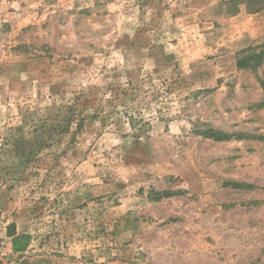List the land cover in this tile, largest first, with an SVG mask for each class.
I'll return each mask as SVG.
<instances>
[{
  "label": "rangeland",
  "instance_id": "374dc122",
  "mask_svg": "<svg viewBox=\"0 0 264 264\" xmlns=\"http://www.w3.org/2000/svg\"><path fill=\"white\" fill-rule=\"evenodd\" d=\"M262 51L264 0H0V264H264Z\"/></svg>",
  "mask_w": 264,
  "mask_h": 264
},
{
  "label": "trees",
  "instance_id": "16d2710c",
  "mask_svg": "<svg viewBox=\"0 0 264 264\" xmlns=\"http://www.w3.org/2000/svg\"><path fill=\"white\" fill-rule=\"evenodd\" d=\"M262 59H264V51L260 53L250 54L248 57L241 59L239 61V65L241 67L246 66L247 60H253L256 63L252 64H259ZM264 85V81H263ZM8 236L11 238L13 249L16 252H25L29 247V235L28 234H17L15 230L8 231Z\"/></svg>",
  "mask_w": 264,
  "mask_h": 264
},
{
  "label": "crops",
  "instance_id": "0c3cea01",
  "mask_svg": "<svg viewBox=\"0 0 264 264\" xmlns=\"http://www.w3.org/2000/svg\"><path fill=\"white\" fill-rule=\"evenodd\" d=\"M10 243H11V247L13 248V246H12V241H11Z\"/></svg>",
  "mask_w": 264,
  "mask_h": 264
}]
</instances>
